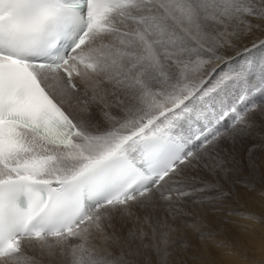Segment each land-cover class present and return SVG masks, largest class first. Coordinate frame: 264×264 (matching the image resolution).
<instances>
[{
	"label": "snow or ice",
	"instance_id": "1",
	"mask_svg": "<svg viewBox=\"0 0 264 264\" xmlns=\"http://www.w3.org/2000/svg\"><path fill=\"white\" fill-rule=\"evenodd\" d=\"M257 128L264 0H0V264H264L196 210L246 139L264 186Z\"/></svg>",
	"mask_w": 264,
	"mask_h": 264
},
{
	"label": "bare ground",
	"instance_id": "2",
	"mask_svg": "<svg viewBox=\"0 0 264 264\" xmlns=\"http://www.w3.org/2000/svg\"><path fill=\"white\" fill-rule=\"evenodd\" d=\"M260 185L261 188L258 186L254 191L247 190L246 192L243 191L244 193L241 192V194L231 198L226 204L216 208L209 207L206 212H203L201 206H197L196 209L198 212H202L204 216L203 226L206 229H215L221 233L225 230L235 232L249 225L254 236L252 237L251 250L248 252V258L255 260H260L262 256L261 238L264 236V224L249 221L245 217L254 215L260 220H264V195H261L264 192V186H262V183ZM237 190L241 191L239 188ZM219 208L221 210H218ZM193 242H195V238H193ZM27 255L38 261V264H64V260L59 255L49 257L46 254H41L38 250L30 251ZM208 259L211 261V264H241L242 262V257L234 258L216 251Z\"/></svg>",
	"mask_w": 264,
	"mask_h": 264
},
{
	"label": "rangeland",
	"instance_id": "3",
	"mask_svg": "<svg viewBox=\"0 0 264 264\" xmlns=\"http://www.w3.org/2000/svg\"><path fill=\"white\" fill-rule=\"evenodd\" d=\"M262 136H264V130H261L260 128H257L256 131L253 133V139L256 142H259ZM249 147H251V141L246 139L244 142L238 143L235 149L236 159L240 161V170L236 173V179L239 181L236 184V188L241 189V191H238L240 194L241 192L244 193L248 190V188L245 187V184L250 180L252 181V184L249 185V187L254 188V190L257 189L258 186L261 188L260 178L258 176L251 175L250 172L245 167L247 164V156H248L247 150ZM218 210L221 209L219 208ZM209 214L211 215V213ZM219 217H221V215H219ZM209 218L212 219L211 216H209Z\"/></svg>",
	"mask_w": 264,
	"mask_h": 264
}]
</instances>
